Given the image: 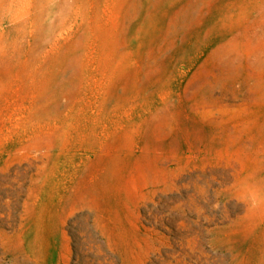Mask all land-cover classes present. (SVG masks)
<instances>
[{
	"label": "rangeland",
	"instance_id": "374dc122",
	"mask_svg": "<svg viewBox=\"0 0 264 264\" xmlns=\"http://www.w3.org/2000/svg\"><path fill=\"white\" fill-rule=\"evenodd\" d=\"M0 264H264V0H0Z\"/></svg>",
	"mask_w": 264,
	"mask_h": 264
}]
</instances>
